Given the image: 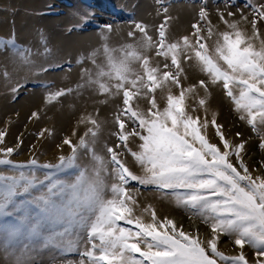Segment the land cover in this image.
<instances>
[{
    "label": "snow or ice",
    "instance_id": "snow-or-ice-1",
    "mask_svg": "<svg viewBox=\"0 0 264 264\" xmlns=\"http://www.w3.org/2000/svg\"><path fill=\"white\" fill-rule=\"evenodd\" d=\"M156 3L164 21L155 26V35L153 26L132 20L130 42L114 46L113 25L105 24L99 46L76 60L79 80L56 90L44 85L45 104L86 91L104 97L94 101L100 105L119 98L113 115L117 130L110 133L119 143L97 149L105 123L99 108L80 116L86 130L75 143L62 140L70 151L55 163H40L35 156L14 161L22 140L7 146V130H0V249L13 264H36L35 254L42 250L80 256L60 264H264V175L253 176L243 159L245 142L226 138L217 113L207 118L210 89L220 88L264 150V0H246L243 7L225 0L224 10L216 9V23L201 6L191 31L178 37L169 34L172 18L164 0ZM0 51L9 53L16 72L40 75L59 67L37 63L40 53L14 36L0 38ZM50 52L45 46L43 54ZM190 71L203 78L185 85ZM0 78L7 83L12 74L5 67ZM21 87L19 81L11 84L13 99ZM188 99L194 101L190 106ZM199 111L203 117L193 115ZM39 118V111L29 117ZM209 127L219 144L210 141ZM46 133L52 134L45 129L39 136ZM132 182L199 220L209 237L159 217L152 204L141 207V189ZM223 237L239 250L236 254L219 249ZM246 246L254 250L253 261ZM50 260L58 264L55 254Z\"/></svg>",
    "mask_w": 264,
    "mask_h": 264
},
{
    "label": "rangeland",
    "instance_id": "rangeland-1",
    "mask_svg": "<svg viewBox=\"0 0 264 264\" xmlns=\"http://www.w3.org/2000/svg\"><path fill=\"white\" fill-rule=\"evenodd\" d=\"M232 2L238 7H243L246 0H232ZM224 4L225 0H164V6L169 9L167 15L172 18L169 22V34L173 37L188 34L191 31V24L195 22L201 6H206L213 23H216L218 20L216 9L224 10ZM158 9H161V5L157 4L156 0H0V38H12L14 36L18 44L31 48L33 52L40 53V55L35 57L37 63L45 66L49 63L59 65V67H52L48 72L41 73L40 75H32L26 70L16 72L13 71V68L8 69L6 66L7 62L5 59L10 60L9 53L7 51H0V71L6 67L12 74V80L7 83L3 78H0V112H2V116H0V130H7V146L15 147L17 137H20L22 140V144L17 150L18 154H14L11 157L14 161L24 162L35 156L40 163H55L58 156L69 153L70 149L68 146L62 145V140L65 137H70L75 143L78 141L80 135H83L87 125L78 127L75 129L77 134L72 135L73 131L69 129V125L74 127L76 116L67 114L63 117L64 123L55 117V110L49 106H65L69 101V96L61 97L58 102L52 104H39L35 102V97L41 98L45 95V84H51L53 90H56L61 87H70L79 80L81 66L76 63V60L81 55H86L90 50L99 46L101 43L100 31L103 25H113L114 32L111 35V43L114 46L124 41L130 42L127 33L132 29V26L129 24V21L132 20L153 26L151 34L155 35V26L164 21V14L161 10L158 15ZM230 10L235 12L236 8L233 7ZM87 13H91L88 19L86 21L81 19ZM20 16H25V20L29 21L28 23L32 25V34L28 38L29 34H27L28 31L26 30L28 29L27 21L20 20L18 24L16 22V18ZM6 26H9L11 30L7 31L5 29ZM26 39L29 40L24 41ZM45 46L51 50L48 55L43 54ZM191 74L194 76H190ZM190 77H193L190 83H195L198 79L203 78L194 71L189 72ZM16 81H19L22 87L19 89L15 99H13L9 88ZM185 82L189 83V80ZM174 89L176 88H172L173 94H178L179 90ZM217 89L219 91L220 88ZM210 91H212V88ZM157 97L159 99V91L157 92ZM118 101L119 98H116L115 100H109L106 105H99L104 109L103 113L107 122L105 124H108L106 130L108 134L106 133L104 137L101 132L97 144L98 150L103 148L105 142L109 146L119 143L117 137L110 134L117 130L113 123V115L116 105L119 103ZM88 103L90 102L88 101L85 106ZM187 104L189 106L192 105L191 103ZM7 106H10V108H7ZM90 106L93 105L90 104ZM31 107L34 109L32 110ZM75 108L74 106L71 110L67 107V110L68 112H76L74 111ZM220 108L221 110L218 113L223 115L224 122L219 123L217 117V123L223 125L222 131L224 134L228 133L225 134V136L227 135L226 138L228 139L229 137V140L233 144L247 141L245 143L246 154L243 156L244 162L249 167V170L252 171L253 176L264 175V167H261V163L264 162V150L259 148L260 137L251 130L245 121L239 119L238 114L233 110L230 100L223 95V92L219 102ZM82 110L85 113L86 108ZM33 111H39L40 118L38 120L29 119ZM95 112L96 110L90 111V113L94 114ZM197 114L201 117L204 116L203 111L193 113V115ZM207 118L211 120L210 115H207ZM13 129L15 130L13 131ZM45 129L50 130L52 134L48 135L46 133L43 137L39 136V133ZM236 133H240L239 138H237ZM208 137L212 143L219 144V139L215 136V130L211 127L208 129ZM51 140V145L47 144V141ZM57 145H61V148H58ZM132 147L135 148V143L132 144ZM246 157H249L250 161ZM124 158L128 161L129 166H133L130 156L126 155ZM249 162L252 163L249 164ZM133 170L138 171L136 167H133ZM132 184L141 189L142 195L138 197L139 203H145L144 206L154 204L153 206L156 208L157 214L165 205L172 206L170 201L157 199L156 193L151 188L146 191L143 186L136 185L135 182H132ZM172 209L176 211V214L173 216H182L180 219L183 218L182 220L185 224L183 226L184 229L186 228V231L198 229L202 238L206 239L209 237L210 230L207 226L199 220L189 219L187 214L182 210L180 211L173 206ZM158 216L164 217L159 214ZM145 219H148V217H145ZM218 247L226 254H236L239 251L232 243H229L227 237L222 238L218 243ZM231 247L232 249H230ZM231 250L232 252L230 253ZM244 251L250 261L255 259L254 250L246 246ZM54 254L56 255L58 264L60 262L78 261L80 259L77 252L61 256L59 253L42 250L35 254L36 264H51L50 257ZM9 261L13 262L10 255L0 253V262L7 263Z\"/></svg>",
    "mask_w": 264,
    "mask_h": 264
},
{
    "label": "bare ground",
    "instance_id": "bare-ground-1",
    "mask_svg": "<svg viewBox=\"0 0 264 264\" xmlns=\"http://www.w3.org/2000/svg\"><path fill=\"white\" fill-rule=\"evenodd\" d=\"M15 1V0H14ZM29 1V0H28ZM31 4V3H30ZM27 5H28V3H27ZM33 7V6H32ZM25 16H20V17H18V18H16V22H17V24L20 22V20H25V18H24ZM80 20V19H79ZM180 20H182V19H180ZM25 21H27V20H25ZM29 21H27V23H28ZM183 22H185V20H183ZM28 25V29H26L28 32H27V34H29L28 36H27V38L32 34L31 32V27H32V25L31 24H27ZM15 26H16V24H15ZM7 31H9V30H11L10 29V27L9 26H6V28H5ZM261 30L262 31H264V24L263 25H261ZM29 39H26V40H24V41H28ZM34 46V45H33ZM35 48H36V46H34ZM7 56V55H6ZM5 57V56H4ZM5 61L7 62V64H6V66L8 67V69H12L13 68V65L11 64V65H9L11 62H10V60H8V59H5ZM89 67L91 66V65H88ZM12 73H14V72H12ZM190 76H194V75H190ZM198 77V76H197ZM196 77V78H197ZM192 78L193 77H190L189 78V83L191 82V80H192ZM185 83V85H187L188 83H186V82H184ZM73 86V85H72ZM174 90H176V89H174ZM200 95L201 96H203L204 95V92L202 91V90H200ZM70 98H69V101H68V103L65 105V106H62V107H56V106H49V107H51L53 110H55V117L59 120V121H61L62 123H64L63 122V117L64 116H66L67 114H71V115H74V116H76V119H75V121H74V127L72 126V125H69V129H72V131L73 130H75V129H77L78 127H80V126H86V124H79L78 123V121H79V119H78V117L79 116H81L82 114L83 115H87L88 113H90V111H95L97 108H99L100 109V112H99V116H98V118L101 120V121H105L106 120V117H105V115H104V109L102 108V107H100L99 105L100 104H97V103H94V101H97V100H99V99H103L104 97H101V96H93L92 95V93L91 92H88V91H86L85 93H84V95H82V96H80L79 98H77L76 96H75V94H73V95H70L69 96ZM221 97H222V92H221V90L219 89V91H218V89L217 88H212V91H211V97L208 99V101H207V108H208V115H210V116H212V113L213 112H216L217 113V117H218V120H219V123L220 122H224V119H223V115L221 114H219L218 112L221 110V108L219 109V102H220V100H221ZM35 102H37V103H39V104H43L44 103V96H42L41 98H36L35 97ZM115 100V99H114ZM90 102V103H88L87 104V106H85V104L87 103V102ZM119 102V101H118ZM193 100L192 99H188L187 100V103H191V104H193ZM90 104L91 105H93V106H90ZM160 104L163 106V104H164V101L163 100H160ZM74 106L76 107L75 109H74V111H76V112H72V111H70V112H68V110H67V107H69L71 110H72V108H74ZM7 108H10V106H7ZM6 108V109H7ZM32 108V107H31ZM83 108H86V111H85V113H84V111L82 110ZM34 108H32V110H33ZM223 109V108H222ZM23 110H25V109H23ZM223 111V110H222ZM200 112V111H199ZM224 113V112H223ZM94 114V113H93ZM199 114V113H198ZM197 114V115H198ZM201 114H202V112H201ZM0 116H2V112H0ZM105 123H107L106 121H105ZM104 123V124H105ZM103 124V130H102V136H104L105 137V134L107 133V126H108V124H105L104 125ZM67 127H68V125H67ZM12 128H14V127H12ZM15 129H13V131H14ZM245 131V130H244ZM243 132V131H242ZM69 133H70V131H69ZM247 133V132H246ZM108 134V133H107ZM225 134H228V133H225ZM245 136V135H244ZM248 136V135H247ZM226 137H227V135H226ZM246 137V136H245ZM244 138V137H243ZM53 139V138H52ZM100 139V138H99ZM228 139H229V137H228ZM243 140V139H242ZM50 142H52V140L51 141H47V144H49V145H51V143ZM235 142V141H234ZM247 142V141H246ZM245 142V143H246ZM249 142V141H248ZM251 144V143H250ZM36 147V146H35ZM246 148V147H245ZM248 148V147H247ZM249 148H251L250 146H249ZM247 150V149H246ZM24 152V151H23ZM28 152V151H27ZM48 152V151H47ZM52 152H54V151H52ZM29 153H31V152H29ZM253 153V152H252ZM251 153V154H252ZM33 154V153H32ZM26 155H27V153H26ZM44 155V154H43ZM253 155V154H252ZM29 156V155H28ZM27 156V157H28ZM250 156V155H249ZM23 157V156H22ZM256 157V156H255ZM260 157V156H259ZM25 158H26V156H25ZM24 158V159H25ZM247 158V157H246ZM249 158V157H248ZM247 158V159H248ZM255 159V158H254ZM249 161H250V158H249ZM248 162V161H247ZM252 163V162H251ZM250 162H249V164H251ZM130 164H132V163H130ZM248 164V165H249ZM133 165V164H132ZM146 196V195H145ZM148 197V196H147ZM141 198V197H140ZM150 198V197H149ZM142 199V198H141ZM144 199V198H143ZM151 201V200H150ZM141 203V202H140ZM162 203H163V201H162ZM145 205V203H141V207L142 206H144ZM152 205H154V204H152ZM164 206V205H163ZM162 206V207H163ZM159 207V206H158ZM156 209V208H155ZM160 209V208H159ZM158 210V209H157ZM181 211V210H180ZM159 215H161V216H168L169 218H172V219H174L176 222H177V224L178 225H180V223L182 222V225H184L185 226V224L183 223V218L182 219H180V217H182V216H177L176 215V217L175 216H173L174 214H176V211L175 210H173L172 209V206L170 207V206H167V205H165L161 210H159V213H158ZM184 217V216H183ZM162 218V217H161ZM185 219V218H184ZM188 220V219H187ZM197 224V223H196ZM187 226H189V225H187ZM186 226V227H187ZM189 228V227H188ZM192 228V227H191ZM186 229V228H185ZM192 230H194V229H192ZM202 230V229H201ZM205 230V229H204ZM199 231V230H198ZM200 233V232H199ZM201 234V233H200ZM205 234V233H204ZM203 234V235H204ZM209 236V235H208ZM202 237V236H201ZM222 240V239H221ZM230 243V242H229ZM231 244V243H230ZM221 245H223V244H221ZM226 245V244H225ZM228 245V244H227ZM222 247V246H221ZM223 248V247H222ZM227 248H229V247H227ZM220 249V248H219ZM230 249H232V247L230 248ZM226 251V250H225ZM232 252V250L230 251V253ZM0 253H2L3 255L4 254H6L2 249H0ZM9 255V254H8ZM10 257H12L11 255H10ZM12 259H14L13 257H12ZM1 264H8V263H13L12 261H9V262H7V263H4V262H0Z\"/></svg>",
    "mask_w": 264,
    "mask_h": 264
}]
</instances>
